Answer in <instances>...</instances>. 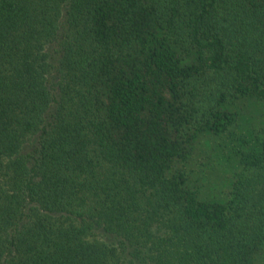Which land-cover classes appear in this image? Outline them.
I'll use <instances>...</instances> for the list:
<instances>
[{
	"label": "trees",
	"instance_id": "1",
	"mask_svg": "<svg viewBox=\"0 0 264 264\" xmlns=\"http://www.w3.org/2000/svg\"><path fill=\"white\" fill-rule=\"evenodd\" d=\"M256 102L264 0H0V264L263 263Z\"/></svg>",
	"mask_w": 264,
	"mask_h": 264
},
{
	"label": "rangeland",
	"instance_id": "2",
	"mask_svg": "<svg viewBox=\"0 0 264 264\" xmlns=\"http://www.w3.org/2000/svg\"><path fill=\"white\" fill-rule=\"evenodd\" d=\"M245 107V111L241 115L242 125H248L250 122H255L257 126H261L264 124V102H256L250 103ZM241 128V127H240ZM241 130V129H240ZM204 144L201 145L202 148L208 147V145L212 144V142L208 138H204ZM226 163V161H224ZM211 167V166H210ZM205 174L206 186H205V196L210 195L211 193L215 192L216 190L221 189L224 187L223 181L220 179V173L227 171L225 168H210ZM264 264V261L263 263Z\"/></svg>",
	"mask_w": 264,
	"mask_h": 264
}]
</instances>
